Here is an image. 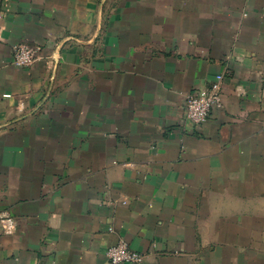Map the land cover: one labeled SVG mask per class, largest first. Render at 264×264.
<instances>
[{
    "label": "crops",
    "instance_id": "0c3cea01",
    "mask_svg": "<svg viewBox=\"0 0 264 264\" xmlns=\"http://www.w3.org/2000/svg\"><path fill=\"white\" fill-rule=\"evenodd\" d=\"M0 213V264H264V0H0Z\"/></svg>",
    "mask_w": 264,
    "mask_h": 264
},
{
    "label": "built area",
    "instance_id": "2783aa9c",
    "mask_svg": "<svg viewBox=\"0 0 264 264\" xmlns=\"http://www.w3.org/2000/svg\"><path fill=\"white\" fill-rule=\"evenodd\" d=\"M40 49L18 45L14 49L13 63L18 67H31L41 58ZM224 75L208 88L187 97L186 119L195 126H201L210 117L213 109L222 107ZM18 221L7 213H0V229L5 234L17 231ZM110 264H144L145 255L133 250L128 241L122 239L107 251Z\"/></svg>",
    "mask_w": 264,
    "mask_h": 264
}]
</instances>
